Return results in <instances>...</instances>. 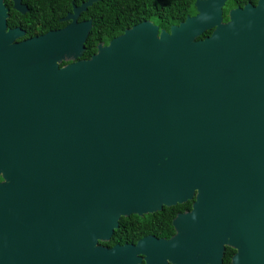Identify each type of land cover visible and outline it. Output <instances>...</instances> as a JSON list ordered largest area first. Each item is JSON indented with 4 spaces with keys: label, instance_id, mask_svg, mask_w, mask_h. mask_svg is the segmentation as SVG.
<instances>
[{
    "label": "water",
    "instance_id": "water-1",
    "mask_svg": "<svg viewBox=\"0 0 264 264\" xmlns=\"http://www.w3.org/2000/svg\"><path fill=\"white\" fill-rule=\"evenodd\" d=\"M227 1L195 0L169 31L143 21L62 67L90 23L21 43L12 31L0 264H221L225 246L231 264H264V0L225 22ZM188 201L169 239L101 244L122 217Z\"/></svg>",
    "mask_w": 264,
    "mask_h": 264
},
{
    "label": "trees",
    "instance_id": "trees-1",
    "mask_svg": "<svg viewBox=\"0 0 264 264\" xmlns=\"http://www.w3.org/2000/svg\"><path fill=\"white\" fill-rule=\"evenodd\" d=\"M256 2L257 0H228L223 8V20L228 21L230 9L243 7L247 3L255 5ZM194 3L195 0H101L94 6L104 9L106 23L104 37L105 41H108L121 34L126 28L143 21H151L160 30L168 31L171 25H177L187 16H193L196 13ZM210 33L211 31H206L198 39ZM90 52H95V49ZM190 208L191 201H188L172 207H163L160 212L143 217L137 215L122 217L119 228L114 231L110 241L101 244L111 247L115 243H134L148 234L158 238H169L174 234L172 219L177 213ZM230 254L231 252L226 251L223 264L229 263Z\"/></svg>",
    "mask_w": 264,
    "mask_h": 264
},
{
    "label": "flooded vegetation",
    "instance_id": "flooded-vegetation-1",
    "mask_svg": "<svg viewBox=\"0 0 264 264\" xmlns=\"http://www.w3.org/2000/svg\"><path fill=\"white\" fill-rule=\"evenodd\" d=\"M88 1L89 0H0V50L2 49L3 52H5L6 45H10L11 33L14 30L21 33L20 36L14 39V43H21L30 39L41 37L50 32L63 30L72 23L79 25L88 22L90 23V28L85 40L83 41L84 49L80 56L64 59L58 62V64L59 67H62L76 61L88 60L91 56L96 54L99 45L106 46L113 38L120 35H116L110 40L105 41L104 33L106 23L104 9L94 6L96 2L101 0L94 2L85 10H82L78 13L75 12L76 8L81 7L82 4ZM88 49H95V52L91 53L90 50L88 51ZM3 119H5L4 114ZM189 210H191V208ZM189 210H184L182 212ZM146 236L154 235L148 234L142 236L141 238ZM137 241L134 243H115L112 246L116 244L135 245ZM226 251L231 252L228 263L231 264L232 256L235 254L236 250L229 246H225L221 264L224 263ZM141 264H145L143 259Z\"/></svg>",
    "mask_w": 264,
    "mask_h": 264
}]
</instances>
